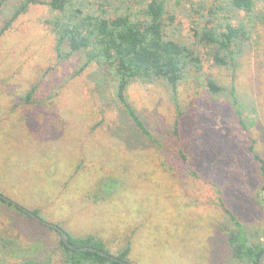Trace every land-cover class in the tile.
Masks as SVG:
<instances>
[{
    "label": "rangeland",
    "instance_id": "1",
    "mask_svg": "<svg viewBox=\"0 0 264 264\" xmlns=\"http://www.w3.org/2000/svg\"><path fill=\"white\" fill-rule=\"evenodd\" d=\"M170 2L178 37L188 41V13L227 0ZM256 10L264 14V0ZM49 15L47 5L31 4L0 36V193L75 236L94 234L112 252L129 238L132 264L225 263L218 198L241 221L264 223L255 203L264 179L249 149L264 159V20L233 66L214 65L200 47L201 70L190 68L178 87L183 158L167 133L176 114L167 87L135 80L125 90L151 139L115 100L104 67L92 64L71 77L79 56L56 60L43 23ZM209 79L233 84L234 105L228 90L209 92ZM103 176L118 179V187L96 202L90 190ZM10 222L0 214V229L15 233ZM57 232L37 226L19 238L25 246L37 241L28 256L39 261L58 244ZM55 253L48 264H62ZM19 259L14 251L10 261Z\"/></svg>",
    "mask_w": 264,
    "mask_h": 264
},
{
    "label": "trees",
    "instance_id": "2",
    "mask_svg": "<svg viewBox=\"0 0 264 264\" xmlns=\"http://www.w3.org/2000/svg\"><path fill=\"white\" fill-rule=\"evenodd\" d=\"M7 1L0 0V36L29 5H47L50 15L43 19V23L53 34L56 60L64 61L73 55L79 56L71 77L80 74L92 64L104 67L108 72V81L115 100L140 133L151 139L152 133L127 101L125 90L135 80L142 83L162 82L168 89L176 111L167 133L176 152L183 158L185 155L180 135V117L183 111L178 102V87L190 68L196 72L201 70L200 47H204L207 57L213 60L214 65L233 66L245 51L254 24L258 20H264V14L256 10V0H227L224 5H209L205 10L204 6L193 8L188 13L192 23V35L187 41L178 37L180 27L174 22L175 15L172 10H168L172 7L170 0H134L138 4L136 7L131 0H16L17 3H13L8 8L7 15L3 16ZM176 3L179 4L180 0H176ZM192 6L191 3L189 7ZM207 86L212 95L228 90L234 105L233 84L225 87L209 79ZM34 88L32 86L25 92L23 99H28ZM239 113L237 110L236 114ZM240 122L243 123L241 117ZM154 141L158 142L155 138ZM249 149L254 159L259 162V173L264 179V159L252 147ZM117 187L118 179L103 176L90 190L92 194L89 196L94 197L96 202L101 201L98 199L104 200L112 195ZM261 189L264 190V181ZM5 198L0 196V204L5 207L0 214L8 217L11 221L10 228L17 232L0 229V264H48L56 251L55 254H58L62 264L130 262L129 238L124 245L112 252L106 242L94 234L75 236L63 229L68 234V241L75 247L93 246L118 260L94 251L71 249L62 241L55 228L44 223L39 209L26 208L35 214L32 216L20 205ZM218 201L224 212L223 220L219 222L227 250L223 264H256L264 249V223L259 226L243 222L221 197ZM255 203L264 214V192L255 198ZM37 226L56 231L59 235L58 244L48 254V258L39 261L28 256L32 250L37 249V241L34 242L33 238V242L25 246L19 238L21 230L34 231ZM14 251L20 259L12 262L10 258Z\"/></svg>",
    "mask_w": 264,
    "mask_h": 264
},
{
    "label": "water",
    "instance_id": "3",
    "mask_svg": "<svg viewBox=\"0 0 264 264\" xmlns=\"http://www.w3.org/2000/svg\"><path fill=\"white\" fill-rule=\"evenodd\" d=\"M1 197L5 198L2 194H0ZM6 199V198H5ZM13 204H15L13 202ZM21 207V206H20ZM24 211L28 212L30 215L32 216H35V214H33L30 210L26 209L25 207H21ZM37 219H39V217L36 216ZM45 224H47L48 226H51L53 228H55L58 233L60 234V237L62 239V241L71 249H77V250H80V251H84V250H89V251H94V252H97L98 254H101L103 256H106V257H109L111 259H115V260H118L117 258H115L113 255L103 251V250H100L96 247H93V246H81V247H75L72 243H70L68 241V234L66 233V231H64L62 228H60L59 226H57L56 224L54 223H50V222H44ZM264 261V249L260 255V257L258 258V261L256 264H262ZM122 262V261H121ZM124 264H132L130 262H123Z\"/></svg>",
    "mask_w": 264,
    "mask_h": 264
}]
</instances>
